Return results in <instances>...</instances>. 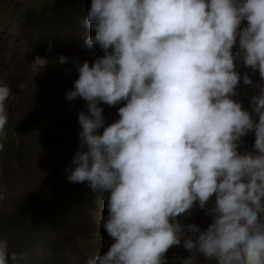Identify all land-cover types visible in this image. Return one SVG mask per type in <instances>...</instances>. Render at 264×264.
I'll return each instance as SVG.
<instances>
[{"label": "clouds", "instance_id": "clouds-1", "mask_svg": "<svg viewBox=\"0 0 264 264\" xmlns=\"http://www.w3.org/2000/svg\"><path fill=\"white\" fill-rule=\"evenodd\" d=\"M85 24L94 35L60 48L79 73L66 99L87 102L67 179L99 194L114 240L86 264H168L173 246L189 253L180 264L197 254L264 264V0H91ZM234 51L243 52L240 74ZM48 63L38 55L28 67L36 75ZM253 77L258 94L237 101L240 82L257 87ZM13 91L0 81V135ZM101 102L123 103L119 119L105 126ZM250 132L253 151L242 153ZM196 204L206 228L177 219ZM26 259L0 240V264Z\"/></svg>", "mask_w": 264, "mask_h": 264}, {"label": "rangeland", "instance_id": "rangeland-1", "mask_svg": "<svg viewBox=\"0 0 264 264\" xmlns=\"http://www.w3.org/2000/svg\"><path fill=\"white\" fill-rule=\"evenodd\" d=\"M90 5L91 0H0V60L5 61L0 63V81L11 82L14 89L0 135V240L7 241L9 253H27L20 264H86L89 254L103 255L114 242L103 227L108 208L103 209L102 198L87 181L67 179L79 150L78 114L86 111L87 102L66 99L79 73L60 48L63 38L86 41L94 35L85 24ZM6 39L11 40L7 46ZM38 55L49 63L35 75L28 65ZM60 56L65 63L55 62ZM250 79L257 87L240 82L236 100L241 103L244 92L254 96L262 87L258 77ZM25 83L28 87L21 89ZM99 106L107 126L119 119L123 103ZM242 108L258 120L250 107ZM254 140V132L241 138L242 153L253 151ZM214 201L213 196L207 207ZM177 219L201 228L210 222L198 204ZM188 254L173 246L166 258L168 264H180ZM194 264L215 260L197 254Z\"/></svg>", "mask_w": 264, "mask_h": 264}]
</instances>
